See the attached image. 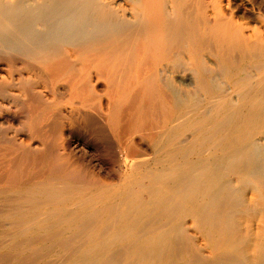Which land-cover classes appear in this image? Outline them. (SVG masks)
Returning <instances> with one entry per match:
<instances>
[{"label":"bare ground","instance_id":"6f19581e","mask_svg":"<svg viewBox=\"0 0 264 264\" xmlns=\"http://www.w3.org/2000/svg\"><path fill=\"white\" fill-rule=\"evenodd\" d=\"M0 264H264V0H0Z\"/></svg>","mask_w":264,"mask_h":264}]
</instances>
